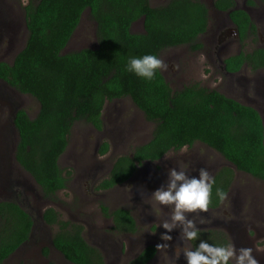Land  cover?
I'll return each mask as SVG.
<instances>
[{
	"label": "trees",
	"instance_id": "16d2710c",
	"mask_svg": "<svg viewBox=\"0 0 264 264\" xmlns=\"http://www.w3.org/2000/svg\"><path fill=\"white\" fill-rule=\"evenodd\" d=\"M213 7L229 10L240 42L247 32L254 33L250 17L242 9H234L233 0H213ZM86 8L96 23L97 45L63 53ZM23 9L25 43L10 63L0 61V80L38 103L32 118L23 109L15 112L18 140L14 158L43 197L52 199L66 187L58 160L67 147L73 123L83 120L100 129L105 102L124 97L154 123L151 138L130 155L117 157L98 189L122 184L143 162L159 160L169 151L196 141L221 154L235 169L264 181V126L255 108L196 83L172 90L160 70L151 81L125 71L132 56L158 57L163 49L179 45L200 49L197 38L208 26V10L202 1L168 0L164 5L151 6L149 0H28ZM139 19L143 30L133 32L131 26ZM245 62L253 69L263 66L264 49L226 57L224 70L235 72ZM107 148L103 143L101 153ZM213 177L208 208L220 204L216 187L227 192L233 171L221 167ZM101 210L111 218L113 231L132 234L137 230L128 210L109 212L104 206ZM42 220L56 227L51 244L71 264H104L100 250L85 241L82 225L60 218L51 207L44 209ZM32 228L30 214L18 203L0 201V264L29 239ZM206 237L199 232L193 251ZM209 239L205 242L224 246L217 233ZM155 253L149 244L127 264H147Z\"/></svg>",
	"mask_w": 264,
	"mask_h": 264
},
{
	"label": "rangeland",
	"instance_id": "374dc122",
	"mask_svg": "<svg viewBox=\"0 0 264 264\" xmlns=\"http://www.w3.org/2000/svg\"><path fill=\"white\" fill-rule=\"evenodd\" d=\"M200 1L208 10L207 29L197 38L201 48L192 50L188 45H179L163 49L158 58L167 68L160 70L162 75L172 90L196 83L252 106L259 112L264 126V69L253 71L245 66L237 73H228L223 66L228 56L264 47V18L259 21L256 17L263 7L252 4L253 12L249 15L256 34H249L240 42L231 33L233 27L226 14L213 10V0ZM236 1L239 6L249 4V0ZM27 2L0 0V61L10 63L25 43L23 7ZM149 2L151 6H159L168 0ZM131 30L142 32V19L134 22ZM96 45V23L86 8L62 52ZM16 107L30 118L38 111V103L32 96L0 80V190L6 194L0 196V201H15L33 220L28 242L3 264H70L51 245L56 227L42 220V212L49 207L60 218L82 225L85 241L100 250L105 264H126L148 244L155 247L156 253L147 264H187L185 250L193 251L194 245L183 237L188 221L193 226L189 231L196 229L207 235L201 241H208L212 233H217L224 245L252 248L258 264H264V181L235 169L211 147L196 141L188 146L187 152L169 151L159 160L140 164L126 182L107 190L98 189L115 159L130 155L136 146L147 142L154 127L129 97L106 101L100 129L83 120L73 123L67 147L58 160L67 179L66 187L48 199L14 160L17 136L11 116ZM103 143L108 145L105 153L100 151ZM3 164L8 165L7 169ZM225 166L232 169L233 181L221 204L203 213H185L184 224L177 222L171 231L162 227L165 222L172 223V206L159 205L151 197L155 190L167 188L171 169L184 170L191 177L198 176V170L205 168L214 176ZM103 206L109 212L115 208L128 210L137 230L132 234L113 231L111 218L102 213ZM163 235L170 239L163 240ZM157 245L167 247L157 249Z\"/></svg>",
	"mask_w": 264,
	"mask_h": 264
},
{
	"label": "clouds",
	"instance_id": "9594fccd",
	"mask_svg": "<svg viewBox=\"0 0 264 264\" xmlns=\"http://www.w3.org/2000/svg\"><path fill=\"white\" fill-rule=\"evenodd\" d=\"M264 4V0H260ZM203 60V57L200 58ZM167 65L156 55L148 54L142 57H129L125 71L135 74L144 80L151 81L158 70H166ZM188 145H182L180 152H187ZM169 182L166 189H157L152 193V200L159 205L172 206V223L165 222L162 227L168 231L177 223L184 224L185 213L206 212L213 194L215 185L214 177L205 168L198 170V176L189 177L184 170L171 169ZM215 194L220 201L226 198V192L216 187ZM191 221H188L183 231V237L188 241H195L199 232L192 228ZM163 240H169L167 235L162 236ZM157 249L167 245H157ZM259 250V249H257ZM252 248L236 249L234 245L214 246L208 242L201 241L194 251L185 250L187 264H258V260L252 255ZM238 253V254H237ZM179 253L177 252V255Z\"/></svg>",
	"mask_w": 264,
	"mask_h": 264
},
{
	"label": "flooded vegetation",
	"instance_id": "af4514ba",
	"mask_svg": "<svg viewBox=\"0 0 264 264\" xmlns=\"http://www.w3.org/2000/svg\"><path fill=\"white\" fill-rule=\"evenodd\" d=\"M234 1V9H242L243 11H245L246 13H247V15L250 17V15H249V12L250 13H252L253 11H252V4H255V3H257V5H259L260 7H263V9H264V4H261L260 3V0H249L248 1V6L247 7H244V6H239L238 5V3H237V1L236 0H233ZM215 12H219V13H225L226 14V16H227V19L229 20V23L232 25V27H233V29H232V34L233 35H235V36H237V39L239 40V37H238V31H237V27H236V25L229 19V17H228V12H229V10L228 11H220V10H217V9H213ZM256 17H257V19L259 20V21H261V19H263L264 18V10H262V12L261 13H259V14H257L256 13ZM250 19H251V17H250ZM253 23V22H252ZM255 26V25H254ZM263 31V30H262ZM264 32V31H263ZM249 34H256L255 33V31H254V33H251V32H247V35H246V37L245 38H247V36H249ZM245 38H244V40H245ZM243 40V41H244ZM256 48H261V49H264V47H256ZM253 49H255V48H253ZM252 49V50H253ZM252 50L251 51H243V52H247V53H251L252 52ZM239 53V52H238ZM249 67L251 70H253V71H258V70H263L264 69V65L263 66H260V67H256V68H251V65H248L246 62L245 63H243L242 65H241V67L237 70V71H235V72H228V73H237L238 71H240L243 67ZM227 72V71H226ZM19 108H17L16 107V109L13 111V114H12V116H11V122H12V127L14 128V131H15V133H16V136H17V140H18V132L16 131V129H15V126H14V123H13V118H14V115H15V112L18 110ZM17 140H16V143H17ZM16 143H15V146H16ZM15 146H14V152H15ZM209 147V146H208ZM4 160H9L8 158H5ZM3 160V161H4ZM14 160H15V158H14ZM16 162V161H15ZM17 163V162H16ZM229 163V162H228ZM18 164V163H17ZM230 164V163H229ZM3 166L7 169V167H8V165L7 164H3ZM3 166H1V167H3ZM232 181H233V179H232ZM0 196L1 197H4V196H6V194H5V192L3 191V190H0ZM3 200V199H2ZM4 201V200H3ZM221 202L222 201H220V204H221ZM30 238V237H29ZM28 242V240L26 241V242H24L21 246H19L13 253H11L6 259H4L3 260V262H2V264L7 260V259H9L15 252H17L20 248H22V246L24 245V244H26ZM52 245V244H51ZM149 245V244H148ZM53 247V246H52ZM144 248V247H143ZM142 248V249H143ZM141 249V250H142ZM140 250V251H141ZM139 251V252H140ZM138 254V253H137ZM136 254V255H137ZM44 255H46V254H44ZM62 256V255H61ZM63 257V256H62ZM63 259L65 260V261H67L64 257H63ZM68 263H70L69 261H67ZM71 264V263H70ZM105 264V263H104ZM127 264V263H126Z\"/></svg>",
	"mask_w": 264,
	"mask_h": 264
},
{
	"label": "water",
	"instance_id": "95a60500",
	"mask_svg": "<svg viewBox=\"0 0 264 264\" xmlns=\"http://www.w3.org/2000/svg\"><path fill=\"white\" fill-rule=\"evenodd\" d=\"M234 167V166H233Z\"/></svg>",
	"mask_w": 264,
	"mask_h": 264
}]
</instances>
